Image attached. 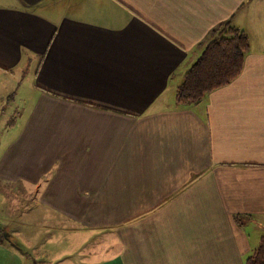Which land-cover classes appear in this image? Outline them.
I'll list each match as a JSON object with an SVG mask.
<instances>
[{"label": "crops", "instance_id": "0c3cea01", "mask_svg": "<svg viewBox=\"0 0 264 264\" xmlns=\"http://www.w3.org/2000/svg\"><path fill=\"white\" fill-rule=\"evenodd\" d=\"M227 21L249 40L240 75L177 105L183 72ZM22 73L28 103L10 128L22 134L0 171L56 212L58 238L84 235L62 258L243 264L246 226L264 228V0H0V91ZM12 222L0 264H30L14 237L51 227ZM107 229L120 242L98 246Z\"/></svg>", "mask_w": 264, "mask_h": 264}, {"label": "rangeland", "instance_id": "374dc122", "mask_svg": "<svg viewBox=\"0 0 264 264\" xmlns=\"http://www.w3.org/2000/svg\"><path fill=\"white\" fill-rule=\"evenodd\" d=\"M183 74L181 76L182 79H183ZM25 75L26 74L22 73V79L24 78L23 82L21 78L17 79L16 81L13 80L12 84L10 83V85H8V88H6L7 90L0 91V156H5V157L11 156L10 154H12V150H14L18 145L16 141L19 139L20 135L22 134L21 131L18 132V134L16 131H9L10 130L9 125H11V123L15 120L16 116L18 115L15 114L16 112H14V110L16 109L18 112L22 110V112H24L25 107L27 106L28 103L26 96L29 93L31 83H29L28 76ZM180 82L177 84V86L180 84ZM14 88L18 89V92H12L15 90ZM3 106L4 109L2 110L1 108ZM25 133L26 132L24 131L23 137ZM31 139H32V133H29V140ZM1 165L3 164H0V166ZM2 172L6 173L3 170ZM0 178H3L5 180L3 181L0 179V225H1L0 234L3 233L4 235L9 234L7 230L11 226L10 223L12 222V220H13L12 223L26 222L29 226L34 225L35 227L50 226L51 228L47 230L45 233L42 231L40 236L31 233V230L27 229L25 231V234L27 235L25 236L22 235V237L21 236L14 237L13 243L16 244V247L24 249L25 251H29L33 259V261H31L30 264L78 263L80 257L77 254L74 256L73 254L70 255V258L69 257L62 258V252L65 253L75 250V248L79 244H82L86 240L84 238V235L80 236L79 241H77L76 238L72 241L71 237L70 240L66 241L62 238V235L60 236V238H58L60 235L61 223L56 216V212L50 210L49 211L41 210L42 208L40 205L41 202L40 196L35 195L33 193V189H30V191L26 193L24 190L20 189L21 187H23L24 185L23 183H12L11 180L6 179L2 176L1 171H0ZM68 217L71 218V216ZM249 217L250 216H247V213H244L241 215H237L236 220L240 219L242 221V219L244 220L249 219ZM252 219L254 220V216L252 217ZM246 229H248L249 231L251 230V232H255V234L253 236L251 235L252 245L248 253L244 257L243 264H245V260L252 254L253 250L257 248L260 239L264 237V228L261 225H259L258 222H256L255 225L252 226V228L250 227V225H247ZM110 230L111 229H107L106 231H104L102 233L103 235H101V232H98L94 237L95 244H98V246H102L106 242L108 243L112 241V243H115V241L118 240L120 242L119 236L118 234H116L117 231L108 235ZM30 237L33 238L34 240L33 241L27 240L26 242L23 241L24 239H29ZM104 237L107 239V241L102 243L103 240L102 241L100 240L103 239ZM92 244L94 243H92L91 241L90 242L91 247ZM72 258H76V259L73 260Z\"/></svg>", "mask_w": 264, "mask_h": 264}, {"label": "trees", "instance_id": "16d2710c", "mask_svg": "<svg viewBox=\"0 0 264 264\" xmlns=\"http://www.w3.org/2000/svg\"><path fill=\"white\" fill-rule=\"evenodd\" d=\"M201 48L200 55L184 72L176 88L177 105L197 106L209 93L235 80L242 71L250 46L246 33L227 21L211 31ZM11 125L9 129L14 122ZM197 178L195 176L190 182ZM245 264H264V237Z\"/></svg>", "mask_w": 264, "mask_h": 264}]
</instances>
